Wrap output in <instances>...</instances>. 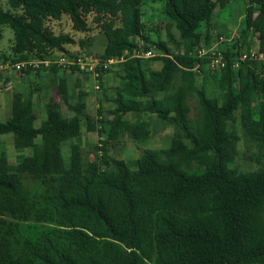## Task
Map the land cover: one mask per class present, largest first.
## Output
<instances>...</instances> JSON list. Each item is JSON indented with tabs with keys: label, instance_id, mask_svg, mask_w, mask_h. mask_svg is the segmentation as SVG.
<instances>
[{
	"label": "trees",
	"instance_id": "trees-1",
	"mask_svg": "<svg viewBox=\"0 0 264 264\" xmlns=\"http://www.w3.org/2000/svg\"><path fill=\"white\" fill-rule=\"evenodd\" d=\"M7 1L11 9L0 6V26H9L14 40L11 53L1 52L0 62L43 60L57 53L90 55L67 49L76 39L56 34L47 24L66 14L80 32L90 30L88 16L93 15L106 37L98 57L125 59L117 64L112 117L100 129L81 98L69 104L74 111L69 118L57 101L48 102L47 118L36 126L33 93L15 94L10 117L0 121V134H13L16 149L32 151L13 172L0 167V264H264V0H247L238 31L242 37L258 35L263 57L235 67L250 50L239 37L218 49L226 65L211 74L225 92L222 101L206 89L214 56L201 57L196 49L200 30L229 0H154L163 3V14L179 32L177 41L167 31L176 52L148 34L144 0ZM134 38L165 54L147 60L133 56L139 48ZM90 42V37L78 41L82 48ZM153 60L161 61V67L150 66ZM111 68L102 73L101 83ZM59 69L40 65L35 75ZM57 91L69 103L65 79ZM128 113L155 114L176 129L169 148L145 150L135 168L109 154L110 144L125 134L134 140L150 137V123L127 120ZM83 122L89 131L105 135L99 158L86 160L76 141ZM237 122L260 148L257 171L231 166L238 153ZM26 176L39 180L43 191L32 193ZM24 221L55 226L33 240L20 235L18 222Z\"/></svg>",
	"mask_w": 264,
	"mask_h": 264
},
{
	"label": "rangeland",
	"instance_id": "rangeland-1",
	"mask_svg": "<svg viewBox=\"0 0 264 264\" xmlns=\"http://www.w3.org/2000/svg\"><path fill=\"white\" fill-rule=\"evenodd\" d=\"M246 3L247 0H229L221 12H216L209 26L205 25L200 30L201 34L199 38L202 39H200V45L196 50L201 57L212 54V51L226 46L227 43H232L237 37H239L240 42L244 39L245 43H249L250 50L259 51V40L256 33L247 32L244 37L238 34L242 26ZM0 6L5 10L11 9L7 0H0ZM141 9L145 28L152 39L156 40L161 38L167 41L170 50L176 52L177 48L173 40L167 35V31L170 30L172 37L177 41L180 40L179 32L163 14V3L154 0H144ZM94 21L95 17L89 15L88 22L90 30L87 32L75 30L71 18L67 14L63 15L60 20L47 21V24L56 34L66 33L76 39V44L66 45L67 49L71 51L81 50L90 55L100 56L106 45V37ZM157 29L159 32H157ZM207 33L210 38L208 41L205 40ZM88 37L91 39L90 46L82 48L78 41L80 39H87ZM13 40V30L7 25L0 26V54L1 52L11 53ZM134 41L139 45L137 51H140V55H143V51H152V56L140 57L144 60L161 57L165 54L164 51L157 49L151 44L147 48H144L145 43L140 38H134ZM137 51H135L133 56H135ZM32 60L39 61L40 59ZM237 62L240 64L241 60L238 58ZM117 64H114L111 70L104 74L103 83H100L101 89L95 88V82L91 75L80 73L78 70L72 74L69 68L65 67H61L62 69H59L56 73H52L51 71L42 72L39 78H36L35 71H30L28 74L17 73L13 70L5 71L3 74H0V121H6L10 117L12 101L16 93L20 92L25 97L33 93L34 112L37 116L35 121L36 126H40L47 118L48 102L57 101L60 104L63 116L69 118L74 115V111L69 107V104H73L81 98L87 104V113L95 121L94 123L97 125V128L100 129L112 117L111 110L115 106V89L119 84L117 71L121 68ZM161 64V61L158 60L150 61V66L153 68H160ZM209 67L213 69L211 72H208L206 89L209 94L217 95L222 101L225 92L220 89L217 83V76L212 75L215 74L214 69L219 70V68L212 67V62L209 64ZM61 79H65L67 82L69 103L65 102L57 91ZM9 80L11 82L8 84L7 82ZM197 81L199 87L204 86L205 80L203 73L198 74ZM80 91L85 93L81 97L79 96ZM126 118L131 121L147 120L150 123L151 129V134L148 139L134 140L128 134H125L110 144L109 154L126 160L131 168L136 167V160L145 150L159 151L171 146L176 129L173 125L162 122L157 115L128 113ZM235 128L239 135L237 145L238 153L231 166L241 172H254L259 170L261 168L262 158L258 144L245 135L239 122H237ZM104 140V134L101 135L96 130L89 131L85 122L82 123L81 135L76 139L82 145L83 155L86 160H93L101 156L102 151L97 149L103 145ZM69 143L67 142L63 146L65 157L69 155ZM31 151V148L24 150L16 149L13 134H0V167H4L6 170L13 172L16 165L25 156L30 154ZM23 181L32 193H40L44 189V186L39 180L33 179L30 176L24 177ZM18 224L21 237L33 240L37 239L42 231L49 232L55 226L53 223H37L34 221L18 222Z\"/></svg>",
	"mask_w": 264,
	"mask_h": 264
},
{
	"label": "built area",
	"instance_id": "built-area-1",
	"mask_svg": "<svg viewBox=\"0 0 264 264\" xmlns=\"http://www.w3.org/2000/svg\"><path fill=\"white\" fill-rule=\"evenodd\" d=\"M140 51L138 50L135 54L137 57H147L152 56L153 53L151 50H147L146 52L143 51V55L139 54ZM213 60H212V67L217 68H223L226 65L225 60L223 59V55L220 51L214 50L212 51ZM263 55L259 53V51L255 50H249L243 52L239 59L241 61H246L250 59H258L262 58ZM124 61V56L121 57H111L107 59H101L98 56L95 55H88V56H82V55H76V56H68L66 54H59L57 53L53 57L46 58L43 60H24V61H18L15 63H12L11 61H2L0 62V74H3L5 71L13 70L17 73H21L23 70L30 68V71H36V69L40 65H44L45 67L50 66H57V67H65L69 68L71 70L72 68H75L78 71H82L85 74L91 75V77L94 79L95 82V88L101 89L100 83V77L102 76V73L104 71L110 69L114 64L120 63ZM235 67L239 66V62L234 63ZM10 83V81H9ZM8 83V84H9Z\"/></svg>",
	"mask_w": 264,
	"mask_h": 264
},
{
	"label": "crops",
	"instance_id": "crops-1",
	"mask_svg": "<svg viewBox=\"0 0 264 264\" xmlns=\"http://www.w3.org/2000/svg\"><path fill=\"white\" fill-rule=\"evenodd\" d=\"M221 12V11H220ZM76 73V72H75ZM73 74V73H72ZM10 81V80H9ZM9 81L7 83H9ZM11 82V81H10Z\"/></svg>",
	"mask_w": 264,
	"mask_h": 264
}]
</instances>
